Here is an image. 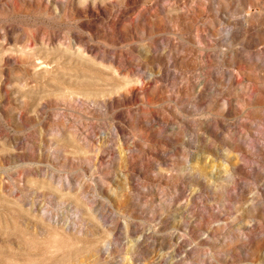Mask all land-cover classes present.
I'll list each match as a JSON object with an SVG mask.
<instances>
[{
	"label": "rangeland",
	"instance_id": "obj_1",
	"mask_svg": "<svg viewBox=\"0 0 264 264\" xmlns=\"http://www.w3.org/2000/svg\"><path fill=\"white\" fill-rule=\"evenodd\" d=\"M0 264H264V0H0Z\"/></svg>",
	"mask_w": 264,
	"mask_h": 264
}]
</instances>
